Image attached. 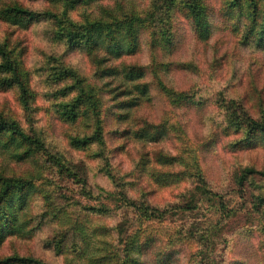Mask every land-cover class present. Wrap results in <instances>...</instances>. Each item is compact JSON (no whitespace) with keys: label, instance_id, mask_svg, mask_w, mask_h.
I'll use <instances>...</instances> for the list:
<instances>
[{"label":"rangeland","instance_id":"374dc122","mask_svg":"<svg viewBox=\"0 0 264 264\" xmlns=\"http://www.w3.org/2000/svg\"><path fill=\"white\" fill-rule=\"evenodd\" d=\"M64 1L0 0V11L14 2L38 14L15 24L0 18V43L14 49L31 94L25 109L16 87L0 88V113L42 144L0 147V176L34 187L24 208L14 207L17 229L0 243V260L120 264L125 243L138 236L140 264H264V131L247 136L248 119L264 122V0L257 11L250 0H201L206 39L194 32L186 0ZM167 2L168 14L155 12ZM131 15L145 18L132 53L104 60V49L90 53L57 38L62 26ZM158 63L168 70L154 73ZM136 65L144 76L129 80L121 70ZM103 66L116 74L100 77ZM158 81L188 101H170ZM97 132L99 141L86 146L70 142ZM24 151L30 155L21 159ZM56 159L72 173L61 172ZM246 168L256 173L240 182ZM125 200H144L157 217L146 219ZM68 223L70 231L83 228L88 248L74 250Z\"/></svg>","mask_w":264,"mask_h":264},{"label":"trees","instance_id":"16d2710c","mask_svg":"<svg viewBox=\"0 0 264 264\" xmlns=\"http://www.w3.org/2000/svg\"><path fill=\"white\" fill-rule=\"evenodd\" d=\"M85 0H65L64 2L69 6L73 5L75 3H79ZM238 2L240 0H237ZM169 2V0H168ZM168 2L166 6L159 7L155 12L159 11L161 9V13L165 12V14H168V8H172L171 6H168ZM257 2L258 0H250V6H254L255 10L257 11ZM172 4V3H171ZM169 4V5H171ZM186 9L187 13L193 23L194 26V32L200 37L206 39L209 35V14L207 13V10L202 6L201 0H186ZM251 6V7H252ZM0 11V18L4 21H9L12 23H17L21 21H30V20H37L38 14H35L34 12L25 9L22 5L18 3H9L4 5ZM263 22L260 29V34L262 36V39H264V6H263ZM48 15V14H46ZM51 18H54L58 20L59 22H62L63 20L56 16V14L50 12L49 13ZM145 20V18H142L138 15H131L129 17H125L121 20H117L115 22H105L102 20H93V21H87L83 25L79 27H66L59 28V32L57 35L58 39H64L66 40L69 47H78L83 46L88 52H97L101 49H104L106 54L103 56L106 60L109 57H118L122 54L128 52L132 53L134 50L138 47V35H137V26L138 24L142 23ZM163 35V29H161L160 32ZM168 44V42H166ZM9 43L3 42L0 43V88L6 89V88H13L16 87L18 91V98L20 102L24 105V108L27 109L29 107V100L31 97L29 87L27 85V81L25 78L24 72L21 71L20 66L18 64V61L16 58L11 56L13 54L14 49H8L7 47ZM103 59H98V62L104 61ZM127 67V66H125ZM160 70H168V63H158L156 64V68L154 70V73L157 74ZM124 72V75L129 80L139 79L144 76V68L142 66L136 65V66H128L127 69L121 70ZM100 77H110L113 73L116 74L114 68L112 66H103L99 70ZM66 76L72 75L71 70L64 72ZM114 74V75H115ZM156 77H159L158 75ZM158 85L162 88L163 91L167 92L165 95L170 99V101H173L174 103H181L188 101V96L185 93H177L174 91L167 90L164 88V85L160 81H158ZM136 86L140 89L141 94H145L147 91V84H136ZM83 94V93H82ZM82 95L80 94L78 97L75 98L76 102L81 101ZM89 97L88 95L86 96ZM92 97V95H91ZM133 99H130L123 103L125 105H131L129 102H133ZM186 103V102H185ZM248 118V117H247ZM249 122V132L247 133V136H251L250 133L256 130L264 131V122H256L254 120L248 119ZM243 122H234L232 125L241 128ZM159 132V131H158ZM157 132V133H158ZM154 133V132H153ZM157 135L156 137H158ZM100 134L97 132L96 134L88 137H84L82 139L79 138H71L70 142L74 146L79 145H87L94 141H99ZM159 139V138H157ZM156 139V140H157ZM30 141V143H33L35 146H41L42 144L39 142L38 139L31 138L30 136L26 135L20 126L13 120L7 118L3 114L0 113V147L5 146H14L16 143L19 145H24L25 142ZM30 155L29 151H24L19 154V157L22 159L24 157H27ZM164 157V156H163ZM163 157H158L157 161L164 163ZM167 159V158H166ZM58 169L61 172H67L65 166L62 164L61 161L57 160L55 161ZM70 172V171H69ZM72 173V172H70ZM256 173V171L252 168H246L242 174L239 177V181H243L246 174H252ZM179 175V173H177ZM166 175H169L167 173ZM203 175L199 173V177H197L198 182H203ZM175 178V182H177ZM33 185L30 182L29 179H24L20 177H3L0 176V243H2L5 238L8 235H11V231L17 229L16 223V213H15V205H17L18 210H21L24 208V204L27 203L29 196L33 192ZM210 193L209 191H207ZM126 203L139 211V213L144 216L146 219L149 218H155L157 209L153 208L152 212H150L149 209L151 207L143 203L144 200H142V203L140 205H136L133 201L125 200ZM220 203V202H219ZM258 205H264V196L258 197ZM222 208L223 205H220ZM91 211L92 208H89ZM105 207L102 211H105ZM94 211H98L97 209H94ZM22 224L25 226V228H28V224L26 220L22 221ZM69 226V223H68ZM20 228V224L18 225ZM32 230V228H29ZM73 231L71 230V226H69V229L65 230L64 232H71V241L72 246L74 247V250L77 252L83 251V246H86L88 244V239L86 237V233L84 232L83 228L80 227H73ZM96 229L93 228V231ZM108 231V229H106ZM79 235H78V234ZM80 236V237H79ZM138 236H133L130 240H128L125 243L124 247V254L123 258L121 259L120 264H140L139 259L135 257V255H138L139 251H135L137 249V241ZM149 239H146L148 241ZM62 242V237L60 236L56 240V247L57 251L59 252L61 250L60 244ZM79 243V244H78ZM145 241L142 242L139 246V248L143 249L145 245ZM89 246H86L88 248ZM118 256V255H117ZM116 254H113V258L117 257ZM168 257V256H166ZM165 257V258H166ZM107 258H111V255L109 254ZM104 259L103 255L100 257H93L92 262L95 261V263L101 262ZM164 260H160L159 264H163ZM13 261H22V262H29L34 263V260L26 259V258H18V257H10L6 258L4 260H0V264H9V262ZM37 263V261L35 262ZM43 264V263H39Z\"/></svg>","mask_w":264,"mask_h":264}]
</instances>
